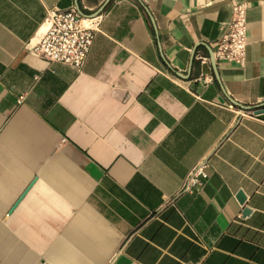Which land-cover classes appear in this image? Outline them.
Wrapping results in <instances>:
<instances>
[{"label":"crops","instance_id":"0c3cea01","mask_svg":"<svg viewBox=\"0 0 264 264\" xmlns=\"http://www.w3.org/2000/svg\"><path fill=\"white\" fill-rule=\"evenodd\" d=\"M236 1L0 0V264H264V0L243 68ZM52 8L97 29L79 71L30 52Z\"/></svg>","mask_w":264,"mask_h":264},{"label":"built area","instance_id":"2783aa9c","mask_svg":"<svg viewBox=\"0 0 264 264\" xmlns=\"http://www.w3.org/2000/svg\"><path fill=\"white\" fill-rule=\"evenodd\" d=\"M246 12V0L236 1L231 22L220 28L222 36L217 48L223 61L240 68L246 62ZM96 32L97 29L88 25L87 19L77 10L52 8L47 10L41 38L30 52L48 64H61L79 71L90 52ZM208 82L204 80V83ZM229 108L233 109L232 106ZM208 168L206 162L195 167L185 181L184 191L192 192L202 188L208 179Z\"/></svg>","mask_w":264,"mask_h":264},{"label":"water","instance_id":"95a60500","mask_svg":"<svg viewBox=\"0 0 264 264\" xmlns=\"http://www.w3.org/2000/svg\"><path fill=\"white\" fill-rule=\"evenodd\" d=\"M85 19H88L87 17H85V16H83ZM90 19V18H89ZM262 113H264V109H262V110H258L255 114L256 115H258V114H262ZM237 199H238V201L240 202V203H243L244 202V196L240 193V194H238V196H237ZM249 213V211L248 210H244V212H243V214L244 215H247Z\"/></svg>","mask_w":264,"mask_h":264}]
</instances>
